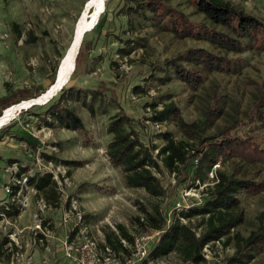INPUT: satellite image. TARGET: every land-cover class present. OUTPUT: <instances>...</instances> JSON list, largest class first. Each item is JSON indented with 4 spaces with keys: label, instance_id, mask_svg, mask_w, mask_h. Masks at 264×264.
I'll return each mask as SVG.
<instances>
[{
    "label": "rangeland",
    "instance_id": "obj_1",
    "mask_svg": "<svg viewBox=\"0 0 264 264\" xmlns=\"http://www.w3.org/2000/svg\"><path fill=\"white\" fill-rule=\"evenodd\" d=\"M86 1L0 0V99L12 96L25 86L37 89H33L31 95L45 93L55 64L71 45ZM161 1L166 7L184 13L196 25L227 32L199 13L191 0ZM227 1L264 21V0ZM130 6L126 0H114L100 37L94 31L88 32L92 48L81 56L76 81L70 86L66 105L83 119L89 130L87 138L62 128L56 121L48 126L26 112L28 109L22 114L18 111L0 130V136L4 135L0 142V247L6 238L9 240L0 249V264H18L17 254L22 258L21 264H73L60 248L61 239L67 234L64 213L67 200L71 198L78 199L87 221L97 225L92 227L94 234L98 229L105 234L109 228L114 230L117 224H122L137 236L140 233L135 220L139 215L144 216L142 208L152 210L158 204L171 221L177 213L175 208L192 206L196 200L200 203L214 185L211 171L204 181L196 179L198 163L191 160L179 175L167 174L166 194L161 199L152 198L144 190L125 188L121 171L111 165L106 155V146L111 140L107 125L119 113L117 103H120L130 118L140 121L132 128L143 144L163 146L162 131L174 134L177 139L183 136L175 118L160 129L153 126L148 121L153 116L152 105L157 104L161 110L164 104L174 102L185 122L197 123L204 120L208 95L216 85L227 102L225 114L202 126L203 135L212 134L235 119L241 120L242 113L252 104L258 84L264 83V49L229 54V57L241 58L240 69L209 74L207 82L193 91L177 78L170 62L188 66L186 54L191 49L220 51L207 41L177 38L151 17L131 13ZM33 37L37 38L36 43H30ZM128 45L134 51L123 59L119 53L127 50ZM102 87V91L113 92L104 91L100 95L97 90ZM43 110L38 112L43 113ZM12 125L14 127H9ZM250 128L256 129L264 141V127H244L242 131L248 132ZM44 155L57 158V162H48ZM64 161L83 165L67 167ZM12 168H17L16 172ZM22 169L28 172L18 177ZM216 170L230 176L264 179V170L259 166L239 160L221 161L214 167V174ZM45 173H52L61 182L58 208L48 205L25 181ZM189 193L190 197H186ZM178 203L183 207H178ZM241 206L244 223L235 232L247 237L258 229V216L264 210V193L255 197L243 195ZM3 208L11 215L5 214ZM39 224L43 232L35 230ZM234 254V242L228 246L221 242L213 246L206 264H230ZM165 259L166 264H183L176 254ZM250 264H264V248Z\"/></svg>",
    "mask_w": 264,
    "mask_h": 264
},
{
    "label": "trees",
    "instance_id": "obj_2",
    "mask_svg": "<svg viewBox=\"0 0 264 264\" xmlns=\"http://www.w3.org/2000/svg\"><path fill=\"white\" fill-rule=\"evenodd\" d=\"M113 1H107L106 10L93 30L98 33V37L101 35L105 16ZM126 1L132 5L128 8L131 13L143 15L146 18L151 17L157 25L163 26L177 38L207 41L220 51V53H215L204 48L191 49L186 54L188 66L176 61L170 62L177 78L193 91H197L207 82L209 74L231 73L240 69L241 58H232L228 56L229 54L241 55L249 49H264V21L236 8L230 1L191 0L199 13L205 15L213 24L225 28L227 32L196 25L184 13L166 7L161 0ZM87 38L88 33L84 36L76 59L75 71L69 83L47 104L34 105L26 111L41 119V122L48 126L52 125V121H56L62 125V128L80 133L85 138L89 135L88 128L83 119L67 106L66 102L70 86L76 81L80 58L92 48ZM36 42L37 38L33 37L30 40V43ZM127 42L130 44V41ZM133 51L131 47L127 50L123 49L119 56L127 59ZM63 57L64 55L60 56L53 68L48 88L55 83L60 60ZM33 89L37 90L25 86L12 96L2 97L0 118L6 109L22 101L36 99L44 92L31 95ZM72 89L75 91V88ZM101 89L103 90V87L97 90L100 95H103L104 91L113 92V90L102 91ZM135 90L138 92L139 88L136 87ZM224 97L219 86L216 85L212 93L208 95V104L206 110L203 111L204 120L192 124L185 122L180 116L179 108L174 102L164 104L161 110H158L157 104L152 105L153 116L148 121L156 127L158 124H166L175 118L183 136L177 139L174 134L162 131L161 136L165 144L160 147L143 144L139 134L132 128L134 123L140 124V121L130 118L121 104L117 103L119 113L110 120L106 128L107 134L111 137L106 146V155L111 165L121 171L125 188L144 190L152 198L161 199L166 194L164 179L167 174L179 175L191 160L197 161L196 179L202 181L205 180L209 171L213 173L214 167L221 161L239 160L259 166L264 170L263 138L256 133V129L250 128L248 132L242 131L244 127H264V83L258 84L252 104L242 113L241 120L235 119L232 124L204 136L202 126L225 114L227 102ZM40 109L45 110L40 113L38 112ZM22 113L24 110L21 111ZM9 127H14V125ZM3 139L4 135H1L0 142ZM44 158L48 162H57V158L53 156L44 155ZM63 163L67 167L83 165L82 162L76 161H64ZM27 172L28 170L22 169L17 176L21 177ZM214 176V185L209 188L207 197L200 203L196 200L192 206L177 212L172 216L171 221L158 204H155L152 210L141 209L144 216L139 215L135 220L140 235L151 231L162 232L158 241L153 245L152 258L159 259L176 254L183 262L206 264L207 260L204 258L203 250L207 245L213 247L217 242H223V245L228 246L229 243L234 242L235 254L230 259V264H250L256 259L257 254L264 248V210L258 216L256 231H252L247 237L235 231L244 223L242 196L255 197L263 194L264 179L230 176L222 170H216ZM26 180L27 185L36 190L48 205L55 208L60 207L61 193L52 173L37 174ZM14 189L18 190V187ZM70 204L71 200H67L66 207L69 208ZM3 211L11 215L9 210L3 208ZM195 222L197 223L194 224ZM115 228L116 231L109 228L105 232L106 241L110 246L116 251L122 250L121 239L133 244L135 233L122 224H117ZM8 243L9 240L6 238L1 243L0 249ZM258 249L259 252H257Z\"/></svg>",
    "mask_w": 264,
    "mask_h": 264
},
{
    "label": "built area",
    "instance_id": "obj_3",
    "mask_svg": "<svg viewBox=\"0 0 264 264\" xmlns=\"http://www.w3.org/2000/svg\"><path fill=\"white\" fill-rule=\"evenodd\" d=\"M162 125L158 124L156 125V128L160 129ZM12 169L14 172L17 170V168ZM211 177L212 179L215 178L213 173ZM55 180L58 182V185H61L58 178ZM25 181L27 182V180ZM7 190L9 193H12L10 188H7ZM190 195V193L186 194V197H190ZM78 202V199L73 198L71 199L70 207H66L64 221L67 228V234L61 239V248L64 256L73 264H166L165 258L167 257L159 259L151 257L153 245L158 241L162 232L151 231L146 234L137 235L135 236L133 244L121 239L120 242L123 249L116 251L107 243L105 234L101 233L100 229L97 230V234H94L92 227L97 225H91V223L87 221L86 214L79 207ZM178 207L183 206L178 203ZM187 208L188 207L175 209L179 213ZM182 220L186 222L184 219ZM35 230L43 232L41 224H39ZM114 231H116V228H114ZM39 241L41 243L44 242L43 239H40ZM216 244H220V242H217ZM124 249L127 250V252H125ZM211 250H213L211 245H207L204 248L203 255L206 260L209 259ZM17 256L16 260L19 264L22 261V258L19 259L18 254ZM182 263L193 264L191 261H182Z\"/></svg>",
    "mask_w": 264,
    "mask_h": 264
},
{
    "label": "bare ground",
    "instance_id": "obj_4",
    "mask_svg": "<svg viewBox=\"0 0 264 264\" xmlns=\"http://www.w3.org/2000/svg\"><path fill=\"white\" fill-rule=\"evenodd\" d=\"M104 1L106 3L107 0H92V2L90 3L89 7L91 6L92 8L90 10H88V8L82 13V18L80 17V22L78 24V38H77V41L76 43L74 44V46L72 47L71 51H70V54H69V57L66 59L65 61V68L67 71H70L73 69L74 67V64L76 66V59H77V56H76V53L78 51V46H79V43H80V38H81V35L83 33V31L85 29H88L90 27H92V25L95 24L96 22V19H97V16H98V12H100L103 8V5H104ZM93 9L95 10L94 13H92ZM95 28V26L90 29L89 32L93 31ZM75 29H76V26H75ZM75 35V33H74ZM73 35V37H74ZM72 42H73V39H72ZM71 42V44H72ZM82 45V43H81ZM71 48V45L70 47ZM68 50V49H67ZM65 57V56H64ZM63 60V59H62ZM61 60V61H62ZM60 61V62H61ZM73 75V74H72ZM68 75H64L62 81L65 79H67ZM72 77V76H71ZM69 83V82H68ZM53 86V85H52ZM51 86V87H52ZM50 88H48L45 93H43L42 95H46L48 91H50ZM41 96V95H40ZM43 98H41L40 100H42ZM30 102L31 101H27V102H23L21 105L19 106H14L12 108H9V109H6L2 115V117L0 118V129L4 128L5 125H7L10 121L13 120L14 116L18 113V111H21V110H25V109H29V105H30ZM4 126V127H3ZM2 127V128H1Z\"/></svg>",
    "mask_w": 264,
    "mask_h": 264
},
{
    "label": "water",
    "instance_id": "obj_5",
    "mask_svg": "<svg viewBox=\"0 0 264 264\" xmlns=\"http://www.w3.org/2000/svg\"><path fill=\"white\" fill-rule=\"evenodd\" d=\"M92 2V0H88L85 5H84V11L89 7L90 3ZM92 7L90 6L88 8V10H90ZM106 10V5H105V1H104V5H103V8L100 12H98V16H97V19H96V22L94 25H92V27L88 28V29H85L81 35V38H80V43H79V46H78V51L76 53V56L77 54H79V50L81 48V43L83 42V39H84V36L86 33H88L90 31V29H92L94 26H96L101 18V16L104 14ZM83 11V12H84ZM95 12V10L93 9V13ZM82 18V16H81ZM80 22V19L76 25V29H75V35L73 37V42L71 44V48H69L67 51H66V54H65V57L63 58V60L60 62L59 64V67H58V70H57V74H56V78H55V83L53 84V86L51 87L50 91L47 92L46 95H41L39 96L38 98L36 99H31L29 101L30 102V105L29 107L31 108L32 106L34 105H39V106H42V105H45L47 104L50 100H52L54 97H56L58 95V93L68 84V82L70 81L71 79V76L72 74H74V71H75V64H74V67L73 69L70 71H67L64 64H65V61L66 59L69 57V54H70V51L72 49V47L74 46V44L76 43L77 41V38H78V24ZM64 75H68L67 79L63 80V77ZM41 98H43L42 100H40ZM24 101H22L21 103L19 104H16L17 106L21 105ZM15 106V105H14ZM26 110V109H25Z\"/></svg>",
    "mask_w": 264,
    "mask_h": 264
},
{
    "label": "crops",
    "instance_id": "obj_6",
    "mask_svg": "<svg viewBox=\"0 0 264 264\" xmlns=\"http://www.w3.org/2000/svg\"><path fill=\"white\" fill-rule=\"evenodd\" d=\"M14 119V118H13ZM61 245V244H60ZM60 248H61V246H60Z\"/></svg>",
    "mask_w": 264,
    "mask_h": 264
}]
</instances>
